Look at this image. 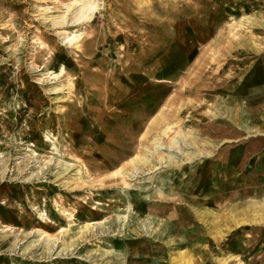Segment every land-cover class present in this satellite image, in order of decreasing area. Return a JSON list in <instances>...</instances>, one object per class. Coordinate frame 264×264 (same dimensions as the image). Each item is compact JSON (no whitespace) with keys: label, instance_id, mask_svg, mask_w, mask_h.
I'll return each mask as SVG.
<instances>
[{"label":"rangeland","instance_id":"rangeland-1","mask_svg":"<svg viewBox=\"0 0 264 264\" xmlns=\"http://www.w3.org/2000/svg\"><path fill=\"white\" fill-rule=\"evenodd\" d=\"M255 78L264 0H0V264H264Z\"/></svg>","mask_w":264,"mask_h":264},{"label":"bare ground","instance_id":"bare-ground-1","mask_svg":"<svg viewBox=\"0 0 264 264\" xmlns=\"http://www.w3.org/2000/svg\"><path fill=\"white\" fill-rule=\"evenodd\" d=\"M85 12H84V14H83V17L82 18H84V19H89L92 15H93V13L96 11V9H97V6H96V4L95 3H91V2H86L85 4ZM190 15V14H189ZM216 22V21H215ZM216 24V23H215ZM242 25V23H240V25L239 26H241ZM211 26H212V24H211ZM74 38V37H73ZM73 38H71L69 41H72L73 40ZM62 72V71H61ZM54 78H55V76H54ZM256 79V80H255ZM254 79V83H259L260 84V86L259 85H257L256 86V90H260L262 87H264V78L261 80V81H259V79L258 78H255ZM257 83V84H258ZM255 90V89H254ZM172 129H171V127H169L168 125L167 126H165V128L161 131V133H160V135H161V138H162V136L164 137V136H166L167 134H168V132H170ZM260 133V129L259 128H257L256 130H255V132L254 133ZM184 140L186 141L185 142V144L187 145V146H190V147H194V145H193V141L194 140H192L189 136H188V134H186V133H182V132H177L176 134H175V136L170 140V142L168 143V144H163V143H161V140H160V138H158V137H156V138H154V140H153V147L156 149V150H158L159 149V147H161V146H163V147H165V148H168V149H173V151L174 150H179L180 149V147L179 148H177V146H179V142L180 141H182V142H184ZM155 150V151H156ZM168 151V150H167ZM148 154V153H147ZM149 157V156H148ZM152 157V156H151ZM187 158V157H186ZM169 159H170V162H169V165H175V163L176 162H174L175 161V159L176 158H174V157H172L171 156V158H170V156H169ZM182 159L183 160H185V158H184V156H182ZM156 161H160V162H162L163 160H164V158L162 157V156H160V157H158L157 159H155ZM186 160H189V159H186ZM149 160L145 157V155H142V156H139V157H136V158H134L133 160H132V164H133V172L132 173H130V174H127V173H122L121 172V170L119 171V170H117V173H116V175H122V176H130L131 175V177L134 175V171L135 172H137V168L138 167H136L137 165H139V164H147V162H148ZM161 165H163L162 163H160ZM142 165V166H143ZM158 166V165H157ZM153 167H151V168H149V170L150 169H152ZM155 168V167H154ZM153 168V169H154ZM147 169V168H146ZM153 169H152V171H153ZM263 220H264V214H263ZM70 219V218H69ZM91 228H93V225H91V224H85V225H83V227L81 228V230H83V231H88L89 229H91ZM39 234H40V236H44V237H46L47 239H54V238H52V237H50V236H47L45 233H43L42 231H37ZM48 240V241H49ZM55 240V239H54ZM56 245V244H55ZM45 247V246H44Z\"/></svg>","mask_w":264,"mask_h":264},{"label":"crops","instance_id":"crops-1","mask_svg":"<svg viewBox=\"0 0 264 264\" xmlns=\"http://www.w3.org/2000/svg\"><path fill=\"white\" fill-rule=\"evenodd\" d=\"M260 86V85H259ZM260 134V133H259Z\"/></svg>","mask_w":264,"mask_h":264}]
</instances>
